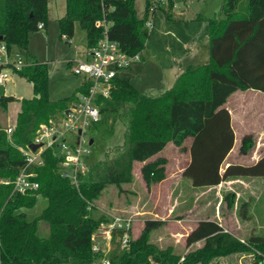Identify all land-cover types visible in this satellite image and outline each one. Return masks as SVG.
<instances>
[{
	"label": "trees",
	"instance_id": "1",
	"mask_svg": "<svg viewBox=\"0 0 264 264\" xmlns=\"http://www.w3.org/2000/svg\"><path fill=\"white\" fill-rule=\"evenodd\" d=\"M47 4L48 0H0V45H5L9 53L27 54L25 59L32 65L16 74L31 84L33 93L32 98L20 101L11 134L0 128V178L10 180L7 185L0 184V264H90L98 260L101 253L92 252L91 236L111 219L94 214L93 200L109 185L130 184L134 162L142 164L140 173L146 186L162 179L160 165L165 160L161 153L169 142L189 153L181 176L194 188L218 186L228 178L264 177V156L254 164H229L221 171L234 145L230 115L224 107L228 97L236 91L264 93V0H223L222 19H207V64L186 68L171 88L157 96L138 92L127 78H115L107 98H94L99 119L88 126L93 136L111 140L114 124L125 125L124 143L115 156L108 155L95 164L75 186L61 177L60 157L53 144L42 151L41 166L28 168L35 174L38 189L26 195L11 193V182L26 166L18 148L33 142L40 125L51 126L52 121L58 126L54 118L65 117L71 100H49L48 67L28 56L29 35L39 30V24L46 26ZM103 18L110 22L108 37L126 55L140 53L148 31L146 19L136 14L135 0H65L64 16L58 20L59 34L72 37L74 21H78L86 32L89 49L102 36L94 22ZM90 85L84 82L79 94L88 95ZM14 101L13 97H0L4 106ZM75 138L77 135L70 138L71 146ZM187 140L189 146L185 147ZM253 147L252 135H245L240 152H249ZM39 197L45 199L46 206L30 218L25 210L32 208ZM227 198L233 205L234 196L228 194ZM246 209L242 205L238 211L243 221L248 220ZM39 221L47 223V237L37 234ZM162 224L160 220H145L141 235L136 239L130 235L125 249L120 248L125 232H113L108 264H148L149 256L156 261H175L169 251L161 257L147 241L148 233ZM199 241L204 242L202 250L207 253L255 249L257 260H264V237H250L244 243L213 220L197 222L186 236L188 246Z\"/></svg>",
	"mask_w": 264,
	"mask_h": 264
},
{
	"label": "rangeland",
	"instance_id": "2",
	"mask_svg": "<svg viewBox=\"0 0 264 264\" xmlns=\"http://www.w3.org/2000/svg\"><path fill=\"white\" fill-rule=\"evenodd\" d=\"M222 3L223 0H164L161 3L159 0H135L137 16L146 19L148 36L144 47L137 55L138 58L129 68L117 71V76L128 78L134 88L142 94L156 95L169 89L175 75L181 70L209 62L210 30L207 19L216 21L218 18L222 19L220 17ZM64 13L65 0H48L46 26L29 35L27 51L28 56L48 67L49 100L71 98L67 102V110L70 111L72 106H77L80 102L78 87L82 83V78L74 75L72 69L75 62L81 61L82 55L87 51V39L86 32L78 21H74L72 37L60 36L58 20L64 16ZM21 54L23 58L27 57L25 52ZM4 93L6 97H13L15 101L8 106L0 103L2 130L15 124L20 111V101L33 96L31 84L16 75H11L5 83ZM254 109L253 111H257ZM76 115H80L79 110ZM82 116L81 113L79 120ZM55 119L65 129L63 127L65 117L60 115ZM261 125V127L260 124L258 125L260 128L250 131L261 137L264 136V124ZM88 126L83 129V141L80 147L82 151L87 152L82 157L83 166L88 169L85 173L108 155H116L123 146L125 132V125L116 122L114 137L111 140H103L93 136ZM72 135V132L66 133V140H70ZM90 139L93 140L91 145ZM240 141L235 143V149L240 147ZM48 142L49 140L45 139L44 146ZM184 146L187 147V142ZM256 148L259 150L262 148L261 151L264 152V145ZM62 152L63 149L55 148L56 156L60 157ZM161 156L165 160L164 164L160 165L162 179L154 180L146 186L140 173L142 164L132 163V182L120 187L109 185L103 189L97 199L93 200L94 214L106 219L115 216L132 217L130 235L134 239L141 235L145 220L162 221L160 227L148 233L147 241L159 250L161 257L169 251L176 258L175 261L168 263L156 261L149 256L148 264H260L264 261L257 260L258 252L255 249L207 253L202 250L203 241L189 246L186 244L187 234L201 220L218 222L224 231L244 243L250 237H264V199L252 207L249 206L250 209H246L250 219L237 220L238 211L244 203L243 194L233 199V205H230L227 190L220 185L213 189L192 188L191 182L180 174L186 164L185 153L171 142L167 143ZM233 156L234 154L230 159ZM3 182L9 184L10 180L2 177L0 184L5 185ZM11 193H14L13 188ZM45 206V199L39 197L36 204L25 212L33 218L38 216ZM47 226L44 221L38 222L37 234L40 237L48 236ZM105 258H108V255L102 252L99 259L94 258L95 260L90 264H99L104 262ZM191 259L194 262L190 261Z\"/></svg>",
	"mask_w": 264,
	"mask_h": 264
},
{
	"label": "built area",
	"instance_id": "3",
	"mask_svg": "<svg viewBox=\"0 0 264 264\" xmlns=\"http://www.w3.org/2000/svg\"><path fill=\"white\" fill-rule=\"evenodd\" d=\"M104 1V0H100ZM160 3L164 0H159ZM152 12V10H151ZM110 22L105 18L96 20L94 26L102 30L101 38L96 44L87 49L86 58L82 61H76L72 72L74 75L81 77L83 82H90L91 85L88 90V95L79 96L80 102L77 106H72L68 115L63 120V129L59 124L55 125L52 121L48 125H40L31 143H42V147L35 152H32L28 145L23 148H18L19 152L24 156L26 166L18 173L16 178L11 182L15 193L26 194L38 189V183L34 180L35 174L28 171L31 166H41L42 151L56 144L57 148L63 149L62 155H60V161L58 168L61 177L69 180L71 184L77 186L80 176H83L88 169L83 166V154L86 155V151L80 149L83 141V129L90 125L92 122H96L99 119V109L94 102L96 96L107 98L109 96V86L113 79L117 77V71L129 68L130 64L138 58V54L134 56L126 55L119 47V44L111 40L107 35V30ZM38 29H43V24L38 25ZM32 65L31 61L22 57V54L18 51L8 52L5 45H0V86L5 88V83L9 80L11 75H17V71ZM82 113V118L79 120L80 115L76 113ZM73 119V120H72ZM72 120V122H70ZM12 127L6 129L8 135L11 134ZM81 131L80 134L77 132ZM72 132L73 135H77L73 142V146L69 144V140H66V133ZM55 136L56 139L52 140ZM48 139L49 142L44 146V140ZM7 185L8 182H3ZM133 219L132 217L115 216L111 221L102 224L99 231L91 236L92 252L109 254L110 242L113 232L124 231V235L120 239V248L125 249L128 247L130 240V232L132 229ZM103 243V244H102ZM102 262L108 264V259ZM260 264H264L262 261Z\"/></svg>",
	"mask_w": 264,
	"mask_h": 264
},
{
	"label": "crops",
	"instance_id": "4",
	"mask_svg": "<svg viewBox=\"0 0 264 264\" xmlns=\"http://www.w3.org/2000/svg\"><path fill=\"white\" fill-rule=\"evenodd\" d=\"M85 54L86 52L82 55L81 61L86 58ZM208 54H209V48H208ZM207 63L208 62L204 64H207ZM184 70L185 69L181 70L177 75H175L174 82ZM83 83L84 82L82 80V83L78 87V91ZM4 92H5V88H4ZM163 92L164 91L159 92L158 94L163 93ZM158 94L156 95L149 94V95L157 96ZM9 104L10 103H8L7 106ZM224 107L227 109L230 115V125L234 133V145L231 151L228 153V155L224 159L221 165V171H223V169L226 168L229 164H243V165L254 164L261 156H264V152L261 151L262 148L260 150L259 148L255 149L256 146L258 147L260 145H264V136L261 137L257 133H253L250 131L251 129H258L259 124H260V127L262 126L261 123L264 124V93L256 91V90L236 91L228 97ZM253 109L257 111H253ZM245 135H252L253 140H254V147L249 152L241 153L240 147L238 149H235L236 148L235 143L237 144V141L238 140L240 141ZM189 142L190 140H187V147L189 146ZM184 153L186 156V164H185L186 166L189 161V153L187 151ZM232 154H234V156L232 159H230ZM184 167L182 168V170L184 169ZM219 185L220 187L224 188V190H227L226 191L227 195L232 194L234 196V199H237L241 194H243L245 198L243 199L244 203H242V205H246L247 209H250V207H252L253 205L257 203H260L261 200L264 199V192H261L262 190H264V177L228 178L227 180L221 182ZM218 186L200 187V188L192 187V188L194 189H205V188L213 189V188H217ZM234 188H236L237 190H235ZM249 216L250 215H248V219H250ZM238 218L241 221H243L239 217V215L237 217V220Z\"/></svg>",
	"mask_w": 264,
	"mask_h": 264
},
{
	"label": "water",
	"instance_id": "5",
	"mask_svg": "<svg viewBox=\"0 0 264 264\" xmlns=\"http://www.w3.org/2000/svg\"><path fill=\"white\" fill-rule=\"evenodd\" d=\"M1 39H2V37H0V40H1ZM3 96H4V87H3V86H0V97H3ZM68 112H69V110L65 111V115H68ZM80 133H81V131H78V134H80ZM55 139H56V137L53 136V137H52V140H55ZM92 142H93V140L90 139L89 144L91 145ZM42 146H43L42 143H40V144H37V143H31V144L28 145L29 149H30L32 152H35L36 150L40 149Z\"/></svg>",
	"mask_w": 264,
	"mask_h": 264
}]
</instances>
